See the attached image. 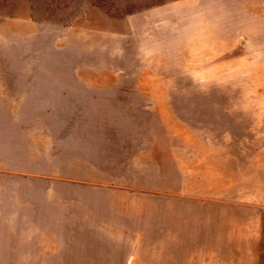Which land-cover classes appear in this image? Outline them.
Instances as JSON below:
<instances>
[{
  "label": "rangeland",
  "instance_id": "374dc122",
  "mask_svg": "<svg viewBox=\"0 0 264 264\" xmlns=\"http://www.w3.org/2000/svg\"><path fill=\"white\" fill-rule=\"evenodd\" d=\"M188 19L187 0H0L4 120L35 176L0 264H205L187 222L212 250L258 224L264 264V66L204 64Z\"/></svg>",
  "mask_w": 264,
  "mask_h": 264
},
{
  "label": "crops",
  "instance_id": "0c3cea01",
  "mask_svg": "<svg viewBox=\"0 0 264 264\" xmlns=\"http://www.w3.org/2000/svg\"><path fill=\"white\" fill-rule=\"evenodd\" d=\"M187 7L188 21L194 25L196 32L190 44L193 45V54L202 56L200 61L211 66H264V0H187ZM15 97L19 98L11 94L5 81H0V239L11 237L13 198H19L23 193L25 197L28 191L27 188H23L22 191L18 188L16 192L15 186L21 177V168L24 167L27 171L29 167L27 149L28 142L31 141L27 137L29 128L13 127L12 123L10 125L4 120L10 112H16L17 106L9 105ZM21 159L23 161L19 163ZM21 178L24 182L35 180V176ZM262 183L264 185V180ZM255 186L256 183L252 190V201L257 204L255 208L259 212L260 195L256 193ZM262 188L264 190V186ZM262 207L264 209V201ZM16 214L18 215L19 211H16ZM34 220L33 218V224H35ZM196 225L189 222L174 224L173 229L190 248H194L189 250L191 253L203 256V263L258 264L260 262L261 237L258 224L254 226L255 234H251L252 239L247 242L246 250L244 245L237 249L236 236L228 249L212 250L209 245L202 244L204 240L201 237L205 239L206 235H201L200 239L196 240L197 235L193 233L198 230L195 228ZM35 232V225L33 228L28 227L27 230L22 228L21 238H34ZM16 237L20 239L18 235ZM19 247V244H16V251H12V254L19 255Z\"/></svg>",
  "mask_w": 264,
  "mask_h": 264
}]
</instances>
